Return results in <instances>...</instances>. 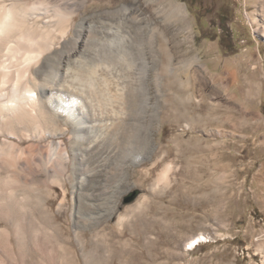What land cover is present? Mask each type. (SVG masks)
Wrapping results in <instances>:
<instances>
[{
    "label": "rangeland",
    "instance_id": "obj_1",
    "mask_svg": "<svg viewBox=\"0 0 264 264\" xmlns=\"http://www.w3.org/2000/svg\"><path fill=\"white\" fill-rule=\"evenodd\" d=\"M175 1L185 6L194 39L175 54L180 80L171 100H161L156 161L129 168L139 196L123 204L122 195L116 215L104 220L119 194L111 193L118 180L108 177L111 186L81 199L80 221L90 223L92 213L93 224L76 235L70 190L53 183L47 238L21 246L1 223L0 264H264V0ZM84 3L76 19L111 5ZM192 55L200 61L187 76L181 61ZM73 92L48 95L81 112L88 98Z\"/></svg>",
    "mask_w": 264,
    "mask_h": 264
},
{
    "label": "bare ground",
    "instance_id": "obj_2",
    "mask_svg": "<svg viewBox=\"0 0 264 264\" xmlns=\"http://www.w3.org/2000/svg\"><path fill=\"white\" fill-rule=\"evenodd\" d=\"M84 1L0 0V224L21 246L47 238L53 183L70 190L76 235L93 224L92 213L80 221L81 199L111 186L108 177L119 194L102 217L116 215L119 198L132 194L129 168L156 161L161 100L180 80L175 54L194 39L175 0H106L76 19ZM199 61H181L187 76ZM52 89L88 99L80 112Z\"/></svg>",
    "mask_w": 264,
    "mask_h": 264
},
{
    "label": "water",
    "instance_id": "obj_3",
    "mask_svg": "<svg viewBox=\"0 0 264 264\" xmlns=\"http://www.w3.org/2000/svg\"><path fill=\"white\" fill-rule=\"evenodd\" d=\"M139 194V190L135 189L134 192H132V194L130 196H125L123 199V204L128 203L130 201H132L137 195Z\"/></svg>",
    "mask_w": 264,
    "mask_h": 264
}]
</instances>
